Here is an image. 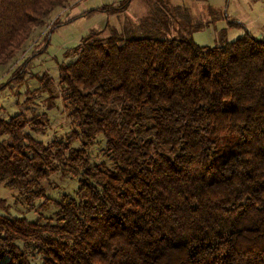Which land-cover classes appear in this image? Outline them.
I'll return each mask as SVG.
<instances>
[{
	"label": "trees",
	"instance_id": "1",
	"mask_svg": "<svg viewBox=\"0 0 264 264\" xmlns=\"http://www.w3.org/2000/svg\"><path fill=\"white\" fill-rule=\"evenodd\" d=\"M74 1L0 0V65ZM130 2L56 13L38 51L55 27ZM150 3L146 28L100 35L103 25L57 65L69 133L38 141L26 130L46 117L0 112V183L33 208L53 172L77 178L73 194L44 197L47 216L0 212V264H264V37H167L152 28L207 21L193 22L185 5ZM37 77L52 95V79ZM97 143L103 156L93 161Z\"/></svg>",
	"mask_w": 264,
	"mask_h": 264
},
{
	"label": "rangeland",
	"instance_id": "2",
	"mask_svg": "<svg viewBox=\"0 0 264 264\" xmlns=\"http://www.w3.org/2000/svg\"><path fill=\"white\" fill-rule=\"evenodd\" d=\"M82 1L84 2L86 0ZM177 4H184L189 7V15L193 22H203L206 20V25L195 27L177 17L178 20L182 21L179 24H157L152 28L158 31V34L167 37L192 35V38L198 44L207 45L219 42L221 38H235L232 35V29H226V35L224 37V32L220 28L223 25L225 26L227 21L225 22L224 18H218V15H222L224 9L226 13L232 10V0H227V4L224 3L223 6H220V3L212 0L208 4H201L198 0H169L170 6ZM158 6L161 5L158 4ZM152 8L153 4L151 5L150 0H131L127 9L122 12H108L103 15L94 13L91 16H80L59 27H55L51 31V34L49 33L46 48L38 51L42 46L45 33L53 22L51 19L55 17L56 13V16H60L63 10L59 11L60 13L56 11L51 13L45 27L34 29V34L24 46L25 48L19 50L5 65H0V84H2L0 86V112L2 111L7 116L21 113L22 115L40 114L46 117L44 128L24 129L38 141L47 142L52 138H59L69 133L71 123L61 102L60 91L56 83L58 78L57 65L61 63L66 64L73 60L74 56L69 54V49L89 31L98 28L101 29L103 27L101 24L107 26L106 28H102L103 31L100 35H112L114 31L118 33L116 31L117 29L122 36H125L128 33V28L132 27L134 31H140L146 28V23H149L147 21L149 20V14L153 11ZM261 8L264 10V0H253L251 3L249 1H240V5L236 10L241 12L248 11L250 15L254 16L256 9L260 10ZM62 17L65 20L66 16ZM258 26L263 36L264 22H259ZM31 54L33 56L30 57L28 62H25L26 65L18 73L19 76L13 78V74L21 70L22 63ZM42 74L45 77L48 75L53 81V85L50 87L53 92L52 95L47 91L42 92L37 89L40 85V80L37 76H41ZM71 144L74 146L81 145V138L77 137L72 139ZM101 145L97 143L89 148V151L93 152V161L100 160V157L103 156L100 150ZM42 183L45 193L44 197L55 200L63 193L73 194L77 187V178L69 173L56 171L49 176L48 180H44ZM44 197L41 196L40 199L33 201L34 207L30 208L15 189L0 183V198L4 199L3 202H5L4 207L0 208V212L12 216H23L29 220L40 219L42 216H47L53 212V203H44Z\"/></svg>",
	"mask_w": 264,
	"mask_h": 264
},
{
	"label": "crops",
	"instance_id": "3",
	"mask_svg": "<svg viewBox=\"0 0 264 264\" xmlns=\"http://www.w3.org/2000/svg\"><path fill=\"white\" fill-rule=\"evenodd\" d=\"M120 0H86V1H82L81 0H76L73 2L74 4L69 5L68 7L62 9L63 11H61V14H63L65 17V19H68L74 15H79L81 14L82 11L91 9V8H96V7H100V6H104V5H113L115 3H117ZM172 1V0H170ZM201 2V4H205V3H209L211 0H198ZM214 2H218L220 3V6H223L224 3L227 4V0H212ZM231 1V0H230ZM240 1H244L247 2L249 1L250 3L253 0H232V10L228 11V13H226V10L224 9V11L222 12V15H218V18H224L225 19V26L223 25L220 29L227 27V25H229V20L234 21L235 23H238L237 25H235L234 23H231L232 26V31L234 35L233 37H235L238 34L243 33L244 30L249 31L250 33H252L253 35L256 36H262V32L260 29H258V23L264 22V10H262V8L256 9V13L254 16L250 15L247 12H241L236 10L238 8V6L240 5ZM180 5V4H178ZM184 5V4H181ZM251 7L253 8V5L251 4ZM188 12L190 14V10L189 7L187 6ZM60 13V12H59ZM94 13H99V14H106V12H98L95 11ZM195 13V12H194ZM194 13H192V15H194ZM90 14V16L92 15ZM83 16V15H82ZM231 17V18H230ZM101 26H103L101 24ZM99 26V27H101ZM264 36V35H263ZM230 38V36H229Z\"/></svg>",
	"mask_w": 264,
	"mask_h": 264
}]
</instances>
